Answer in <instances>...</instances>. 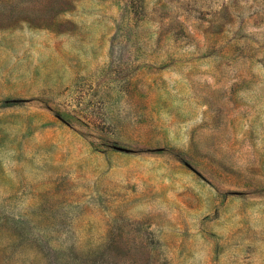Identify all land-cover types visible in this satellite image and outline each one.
I'll return each instance as SVG.
<instances>
[{"label":"rangeland","instance_id":"1","mask_svg":"<svg viewBox=\"0 0 264 264\" xmlns=\"http://www.w3.org/2000/svg\"><path fill=\"white\" fill-rule=\"evenodd\" d=\"M6 99L0 264H264V0H0Z\"/></svg>","mask_w":264,"mask_h":264},{"label":"trees","instance_id":"2","mask_svg":"<svg viewBox=\"0 0 264 264\" xmlns=\"http://www.w3.org/2000/svg\"><path fill=\"white\" fill-rule=\"evenodd\" d=\"M115 41H116V36L113 37V42H112V44H113L112 47H113V48H112V52H113V50H114V44H115ZM17 101H18V100H16V99H6V100L0 102V107H6V106L13 105V104H15Z\"/></svg>","mask_w":264,"mask_h":264}]
</instances>
